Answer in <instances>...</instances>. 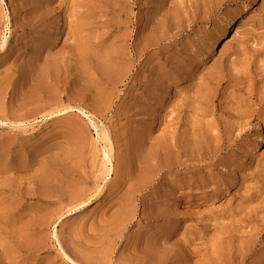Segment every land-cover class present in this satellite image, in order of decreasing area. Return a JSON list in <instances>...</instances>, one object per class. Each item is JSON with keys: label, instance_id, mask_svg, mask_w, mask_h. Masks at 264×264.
Returning a JSON list of instances; mask_svg holds the SVG:
<instances>
[{"label": "rangeland", "instance_id": "374dc122", "mask_svg": "<svg viewBox=\"0 0 264 264\" xmlns=\"http://www.w3.org/2000/svg\"><path fill=\"white\" fill-rule=\"evenodd\" d=\"M261 97L264 0H2L0 264H264Z\"/></svg>", "mask_w": 264, "mask_h": 264}, {"label": "bare ground", "instance_id": "6f19581e", "mask_svg": "<svg viewBox=\"0 0 264 264\" xmlns=\"http://www.w3.org/2000/svg\"><path fill=\"white\" fill-rule=\"evenodd\" d=\"M246 1V0H245ZM0 2H2V0H0ZM245 14V12L243 11V12H239L232 20H230L229 22H228V24L226 25V27L225 28H223L222 29V31H221V33L219 34V37L218 38H216L215 39V41L213 42V44H212V50L215 48V46H217V45H219L220 43H222V42H225V41H227L229 38H230V36H231V33H232V31L234 30V27L244 18V15ZM254 42V41H253ZM2 47H3V44H2ZM211 50V51H212ZM211 77V76H210ZM232 80V79H231ZM241 86V85H240ZM251 86V85H250ZM232 87V86H231ZM234 87V86H233ZM263 89V88H262ZM234 91V90H233ZM248 95V94H247ZM243 96V95H242ZM248 97H250V99H252V98H254V97H252V96H247V98ZM260 97V96H259ZM256 98V97H255ZM264 98V97H263ZM257 99V98H256ZM260 103H262V105L264 104V100L262 99V97H261V99H259L258 100V102L257 103H255V104H252V103H244V104H242V103H239V104H236L235 105V109H237V110H239L240 108H244L243 109V111L242 112H237V113H239L240 115L241 114H243L244 116H249V117H254V118H259L260 117V114L261 113H259V110H256V109H254L253 107L254 106H259L260 105ZM252 104V105H251ZM68 111V110H67ZM66 111V112H67ZM196 113V112H195ZM82 114H83V116H85L88 120H89V117L85 114V113H83L82 112ZM264 116V115H263ZM235 118V117H234ZM255 120V119H254ZM90 122H91V120H90ZM221 122V121H220ZM262 123V122H261ZM260 123V124H261ZM227 126V125H226ZM233 126V125H232ZM213 128V127H212ZM234 138V137H233ZM232 139V138H231ZM228 150V149H227ZM212 152V151H211ZM102 155H103V158L104 159H102L103 161H104V163H105V166L108 164H110V157H109V155H108V153L106 152V150L103 148V150H102ZM217 155V154H216ZM110 166V165H109ZM110 169L108 168V171H109ZM111 173V172H110ZM79 206L78 207H76V208H74V209H72L70 212H69V214H68V216H71V215H74L75 213H77V211L79 210ZM249 209V208H248ZM250 217V216H249ZM64 219V218H63ZM62 220V219H61ZM62 250V249H61ZM63 251V250H62ZM64 258L69 262V263H71V264H76L73 260H71V258H69L65 253H64Z\"/></svg>", "mask_w": 264, "mask_h": 264}]
</instances>
